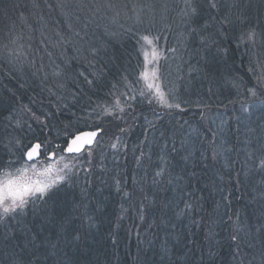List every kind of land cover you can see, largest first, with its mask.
I'll use <instances>...</instances> for the list:
<instances>
[{"label": "trees", "instance_id": "obj_1", "mask_svg": "<svg viewBox=\"0 0 264 264\" xmlns=\"http://www.w3.org/2000/svg\"><path fill=\"white\" fill-rule=\"evenodd\" d=\"M179 32L168 108L139 95L140 45ZM261 101L264 0H0V181L65 159L0 207V264H264V109L240 113ZM85 129L95 144L63 153Z\"/></svg>", "mask_w": 264, "mask_h": 264}, {"label": "rangeland", "instance_id": "obj_2", "mask_svg": "<svg viewBox=\"0 0 264 264\" xmlns=\"http://www.w3.org/2000/svg\"><path fill=\"white\" fill-rule=\"evenodd\" d=\"M177 35L179 37V42H176L177 45L175 47H173L174 44H170V38L168 37L170 35H162V39L148 36L149 39L152 40V44H149L146 40L142 39L140 45V52L143 57V65L139 75L141 88V94L139 95L141 96L143 94H148L150 98L156 101L159 105H163L164 107L166 106L168 108H178L175 107V105H181L179 99L186 87L181 65V60L183 59L186 47L185 37H183V35L186 34L179 32ZM145 53L148 54L147 61L145 60ZM153 53H155V55H153ZM144 71L149 73L148 79H145V77L141 75V73ZM153 73H155V75H152ZM149 85H152V87H149ZM157 87H159V92L162 94V96L158 95ZM169 105L172 106L169 107ZM261 109H264V101L246 105L240 113L241 116L248 117L253 110ZM43 151L44 150L42 148L41 155ZM51 153H55V151L52 150ZM55 154L57 155V153ZM246 154L252 157L253 149L251 148L248 150ZM54 159L50 157V153L46 154V157H44V159L38 164H31V167H24L22 170H20L17 176L14 175L11 176V178H4V180L0 181V188L6 189L9 181L13 182L14 188L19 189H22L24 186H31L34 189L37 181L48 182V178H53L58 173V168H62L65 163V159ZM49 160L54 161L50 162ZM66 160L68 161L70 159L66 158ZM50 165H54L55 167H53L50 172L46 173L45 170L48 169ZM35 192L36 191L34 190L28 191L23 195L22 199L24 200L27 196ZM12 204L13 197L7 196L3 204H0V207H8L12 206Z\"/></svg>", "mask_w": 264, "mask_h": 264}, {"label": "snow or ice", "instance_id": "obj_3", "mask_svg": "<svg viewBox=\"0 0 264 264\" xmlns=\"http://www.w3.org/2000/svg\"><path fill=\"white\" fill-rule=\"evenodd\" d=\"M209 6L212 8H215L216 4L210 3ZM192 11L195 12V8H193ZM254 36H255V32L250 30L247 34V39L249 41H253ZM143 39L146 40L149 44H152V40L149 39L148 36H144ZM243 39H245V37L241 36V40H243ZM153 55H155V53H153ZM147 56H148V54L145 53V60L146 61H147ZM53 74L59 75L58 72L53 73ZM141 75H143L145 77V79L149 78V73L147 71L142 72ZM152 75H155V73H153ZM89 83H91V81H89ZM115 87H116V85H113V88H115ZM149 87H152V85H149ZM157 93H158V95L162 96V94L159 92V87H157ZM117 103H119V102L117 101ZM171 106L172 105H169V107H171ZM175 107H179V105L177 104V105H175ZM86 135H88L89 137H93L96 135V133L92 132V133H88ZM80 140H81V138L79 136L76 137L75 139H73L71 141V146H69L67 148V152H69V153H72L74 151L79 152L80 151V145H79L78 141H80ZM73 146H75V147H73ZM40 147H41L40 144H35L34 146H32L31 150L27 151V153H26L27 157L29 159H32L34 154L38 153V150L40 149ZM113 147H115V145H113ZM55 155H56L55 153H50V157L53 159L55 158ZM60 159L63 160V157L61 156ZM260 165H261V167H264V160L260 161ZM53 167H55V166L50 165L49 168L45 170L46 173L50 172ZM65 167H67V165H65ZM160 174H161L160 172L157 173V175H160ZM56 179L63 180L64 177L58 176ZM55 182H56L55 180H51L49 182L37 181L34 189L31 186H24L22 189H19V188H14L13 182L9 181L6 189L0 188V204H3V202L7 196L13 197L12 206L4 208V213L7 214L9 211H14L15 208H17V207L23 208L25 205V201L22 199V197L28 191L34 190V191L39 192V193H45L46 190L51 186V184H54ZM17 200H18V203H17Z\"/></svg>", "mask_w": 264, "mask_h": 264}, {"label": "water", "instance_id": "obj_4", "mask_svg": "<svg viewBox=\"0 0 264 264\" xmlns=\"http://www.w3.org/2000/svg\"><path fill=\"white\" fill-rule=\"evenodd\" d=\"M92 132H95L96 135L93 136V137H89L88 135H86V134H88V133H92ZM100 133H101V129H85V130L79 131V132L76 133L73 137H71V138L69 139V141H68V143H67V145H66V147H65V153L68 154V155H69V154H80V153L83 152L86 148L92 147V146L95 144V142H96V140H97V138H98V136H99ZM78 136L81 138V140L78 141V143H79V145H80V151H79V152L74 151V152H72V153L67 152V148H68L69 146H71V141H72L73 139H75L76 137H78ZM35 144H40V143H39V142H35V143H34L33 145H31V146L26 150V152H25V156H26V159H27L28 161H34V160H37V159H39V158L41 157V150H42V148H43V146H42L41 144H40L41 147H40V149L38 150V153H35L32 159H29V158L27 157V155H26L27 151L31 150V147L34 146ZM73 147H75V146H73Z\"/></svg>", "mask_w": 264, "mask_h": 264}]
</instances>
